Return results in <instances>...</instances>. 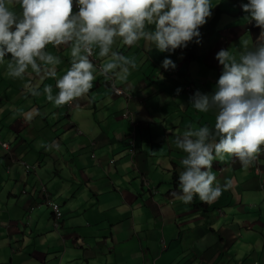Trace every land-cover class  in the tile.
Wrapping results in <instances>:
<instances>
[{"label":"crops","instance_id":"0c3cea01","mask_svg":"<svg viewBox=\"0 0 264 264\" xmlns=\"http://www.w3.org/2000/svg\"><path fill=\"white\" fill-rule=\"evenodd\" d=\"M211 2L199 44L169 53L143 39L131 47L117 40L113 50L138 63L126 80L111 78L123 94L97 72L87 96L57 108L43 94L25 96L24 84L39 82L31 69L14 79L6 75L10 54L0 64V141L8 144L0 145V264H264V152L246 169L233 156L214 161L216 183L233 185L211 204L173 195L186 155L175 137L216 119L190 96L214 92L220 49L239 55L240 37L254 47L261 31L241 8L247 0ZM47 50L61 58L63 75L70 48ZM165 57L177 74H166ZM45 84L58 92L54 78L44 79L41 93ZM34 109L40 115L28 121ZM53 142L59 150L39 147ZM43 188L60 205L57 227Z\"/></svg>","mask_w":264,"mask_h":264},{"label":"clouds","instance_id":"9594fccd","mask_svg":"<svg viewBox=\"0 0 264 264\" xmlns=\"http://www.w3.org/2000/svg\"><path fill=\"white\" fill-rule=\"evenodd\" d=\"M247 2L241 4L243 12L261 30L255 46L241 36L239 55L220 49L215 59L222 70L214 92L196 90L190 96L198 112L216 110L214 127L189 125L174 140L176 148L186 153L181 160L184 170L178 175L180 193H173L184 204L194 196L211 204L232 187L231 179L223 186L216 183L214 161L233 156L246 169L264 152V0ZM213 6L211 0H0V64L10 54L6 75L14 79L22 80L31 69L39 82L25 83V96L43 94L59 108L87 96L97 72L112 84V77L124 81L138 67L135 56L113 50L117 40L131 47L143 39L169 53L190 42L199 44V29ZM48 45L70 48V66L59 77L61 58L47 50ZM162 67L175 69L176 64L165 57ZM48 77L55 79V95L51 84L40 91ZM35 115H40L38 109L29 112L27 120ZM39 147L47 151L60 146L53 142ZM141 179L150 192H156L145 176Z\"/></svg>","mask_w":264,"mask_h":264},{"label":"built area","instance_id":"2783aa9c","mask_svg":"<svg viewBox=\"0 0 264 264\" xmlns=\"http://www.w3.org/2000/svg\"><path fill=\"white\" fill-rule=\"evenodd\" d=\"M77 11H78V8H76ZM168 70H171L170 68ZM111 87L113 89V91L117 94H121L122 93V90L120 87L116 86L114 83L111 84ZM127 112L124 113V116L127 117ZM0 145L3 146L4 148H7L8 144L6 142H2L0 141ZM112 161V160H111ZM26 168H28L29 170V167L30 165L28 164H24ZM32 168V167H31ZM43 191H44V197H45V202L49 205V207L51 208L52 210V213H53V224L54 226H58V219L61 217L62 215V211L60 209V205L53 201L50 197V195L45 191V189L43 188Z\"/></svg>","mask_w":264,"mask_h":264},{"label":"trees","instance_id":"16d2710c","mask_svg":"<svg viewBox=\"0 0 264 264\" xmlns=\"http://www.w3.org/2000/svg\"><path fill=\"white\" fill-rule=\"evenodd\" d=\"M216 6H217V3H216ZM217 20H218V13H215V15L214 16H212V18L210 19V21H209V25H211V26H213V25H215L216 24V22H217ZM189 50V49H188ZM191 50V49H190ZM189 50V51H190ZM190 53H192L191 51H190ZM166 71V74L168 75V74H177L178 73V70H177V68H175V69H171V70H165ZM180 71V70H179ZM131 133V130H130V132L128 133V135ZM132 147V146H131ZM110 160H112V162L111 163H113L114 162V159L113 158H111V159H109V161Z\"/></svg>","mask_w":264,"mask_h":264},{"label":"rangeland","instance_id":"374dc122","mask_svg":"<svg viewBox=\"0 0 264 264\" xmlns=\"http://www.w3.org/2000/svg\"><path fill=\"white\" fill-rule=\"evenodd\" d=\"M210 17H211V16H210ZM210 17H209V18H210ZM209 18H207V20H208ZM219 23H220V22H219ZM206 24H207V23H205V25H206ZM205 25H204V26H205ZM139 42H140V41H139ZM197 79L199 80V79H202V78H201V77H199V78L197 77ZM198 82H199V81H198Z\"/></svg>","mask_w":264,"mask_h":264}]
</instances>
